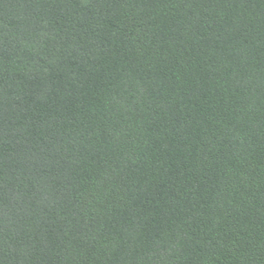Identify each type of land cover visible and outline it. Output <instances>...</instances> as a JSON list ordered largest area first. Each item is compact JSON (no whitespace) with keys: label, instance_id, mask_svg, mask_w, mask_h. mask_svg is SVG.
Returning <instances> with one entry per match:
<instances>
[{"label":"trees","instance_id":"trees-1","mask_svg":"<svg viewBox=\"0 0 264 264\" xmlns=\"http://www.w3.org/2000/svg\"><path fill=\"white\" fill-rule=\"evenodd\" d=\"M0 264H264V0H0Z\"/></svg>","mask_w":264,"mask_h":264}]
</instances>
